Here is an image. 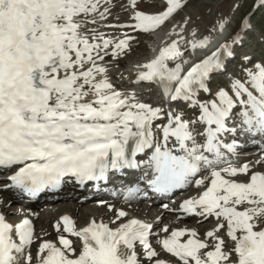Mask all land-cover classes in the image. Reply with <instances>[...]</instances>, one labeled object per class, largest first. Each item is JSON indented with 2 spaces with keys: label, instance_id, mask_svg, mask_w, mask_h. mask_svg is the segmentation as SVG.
Masks as SVG:
<instances>
[{
  "label": "snow or ice",
  "instance_id": "6c2138e0",
  "mask_svg": "<svg viewBox=\"0 0 264 264\" xmlns=\"http://www.w3.org/2000/svg\"><path fill=\"white\" fill-rule=\"evenodd\" d=\"M112 3L0 0V173H14L7 188L36 197L69 178L85 184L139 172L159 194L203 188L180 211L216 223L204 238L186 228L160 238L138 219L116 228L93 220L78 229L75 220L63 217L56 231L77 238L80 251L60 235L59 247H39L40 264H164L154 236L175 264H264V172L234 166L228 158L241 135L264 137V65L249 70L243 81L233 79L231 94L220 89L213 98L208 81L223 69L231 46L193 63L185 53L206 49L211 40L193 39L184 48L183 31L174 32L184 38L144 64L136 81L159 88L170 102L168 108L154 105L118 89L103 63L129 47L128 39L114 40L97 27L110 19ZM137 3L131 0V7ZM165 3L159 14L135 11L134 24L107 27L156 31L185 6L184 0ZM201 93L209 98L201 100ZM182 104L195 114L186 116ZM140 191L131 188L125 199ZM127 216L118 211L113 223ZM225 236L233 245L227 250ZM33 243L31 220L13 226L0 211V264H32Z\"/></svg>",
  "mask_w": 264,
  "mask_h": 264
},
{
  "label": "bare ground",
  "instance_id": "6f19581e",
  "mask_svg": "<svg viewBox=\"0 0 264 264\" xmlns=\"http://www.w3.org/2000/svg\"><path fill=\"white\" fill-rule=\"evenodd\" d=\"M129 3H131V0H113L112 5L110 6L111 7L110 19L107 21H103L100 25L97 26L99 31L114 40L128 39L127 34H133L135 33V31L137 32L138 30H135L132 27H112V28L107 27L108 24H113V25H132L134 24V21L132 20V15H131L133 11L131 12L129 9ZM193 21L194 20L183 21V22L175 24L167 31L163 30V32L161 31V32L155 33L154 39H151L152 44L148 48L150 52L148 55L144 54L143 57L142 56L132 57L129 59L130 61H128L127 63L124 60V57L125 58L127 57L126 53L124 52L121 53V57L119 59H113L111 56L107 57L103 63L109 69V76L113 84L116 85V81H120V80L128 81L129 83L133 84L134 90H137L138 87L140 90H142L138 93L142 99H147V98L149 99L152 86L150 87V86L143 85L141 83L140 84L136 83L139 73L144 71L142 66L146 63H150L151 61L155 60L159 56L163 48L169 46L171 43H173L177 39H183L184 37L187 38V42L182 46L184 48H188L193 39H196V40L203 39L201 34L202 33L208 34L207 31L204 29H201L198 33L196 32L197 33L196 37L192 36V32L194 31L192 27H194L193 25H197L196 23L193 24ZM169 23H170L169 20L166 21V24H169ZM161 28L163 29V25L159 29ZM122 29H125L127 31L122 30ZM181 31H183L184 37H181L179 35H173L174 32L179 33ZM215 36L216 34H214V38L212 37L209 38L211 40V44L209 45L208 48L198 49L196 52L187 51L185 53L186 57L193 63H198L202 59L206 58L207 56H210L214 50L217 51L222 43H219V44L213 43L215 42L213 41V39H215ZM157 91L158 93H160V96H157L156 94L154 95H156V97L159 100L160 99L164 100L165 98L163 97L161 91L160 90H157ZM153 99L154 98L152 97L150 101L152 102ZM253 160H255L254 157H251L247 159L246 162L253 163ZM4 194L6 197L10 199V201L18 200V198H16L10 191L4 192ZM63 201L70 202L71 200L69 197H66ZM73 201H74V204L72 205H69V204H63V205L56 204L55 205L52 203H46L48 207L46 208L47 211L45 215H43V217L40 218V222L38 223L40 227H45L48 224L49 219H51L53 216L55 215L58 216L64 213H72L75 217L79 218L81 216L80 218L81 221L82 220L89 221L90 219L88 218L92 216V213H90L92 211L91 208L85 205L82 206L79 203V200L73 199ZM41 206H42V203L38 202L34 208H40ZM79 208H81L80 212L78 211ZM93 209L96 212V214L97 213L99 215L103 214L101 213V210L99 207L93 206ZM105 209H108V207H106ZM5 210L7 211L9 217L12 213L17 212V209H12L8 207H5ZM152 215L153 213L149 214L148 217L152 218ZM156 216H158V214H156ZM160 220L162 222H165V224H168L171 218H170V215H168L167 213H163ZM183 223L188 224L189 227H195L199 232H202L205 228H208L210 226L209 224L210 222L208 221H205L204 223H200L199 220H193V219L189 221H185ZM173 225L176 226L179 224H173Z\"/></svg>",
  "mask_w": 264,
  "mask_h": 264
},
{
  "label": "rangeland",
  "instance_id": "374dc122",
  "mask_svg": "<svg viewBox=\"0 0 264 264\" xmlns=\"http://www.w3.org/2000/svg\"><path fill=\"white\" fill-rule=\"evenodd\" d=\"M256 1L257 0H184L185 6L178 12H176L170 18L171 20H168L170 21L169 24L171 25L172 23L177 24L183 21L194 20L193 24L196 23L198 25H193L194 27H192V29L194 31H200L201 29H204L208 34H210L216 33L219 30H224L223 28L226 29V32H229L232 29L234 31L236 29L242 30V20L245 16H248L250 18L249 25L252 27L250 32L242 42L247 43L244 47H237L235 49V51H238L236 53V56L231 61V64L236 68V75L245 76L242 70H240L242 66L246 73L251 70V68H254L252 66L247 69V64L252 63V61L249 59L250 51L252 50L253 53L256 47L260 51H264V4L256 9L254 7ZM129 9L131 12L141 11L146 14H159L166 10V3L165 0H142L140 3H137L135 9H133L131 7V3H129ZM132 13L131 15L133 16L134 13ZM169 24L163 26L164 28L162 30L168 29ZM139 33H141V37L138 40L129 41L128 51L124 52L127 56L126 58L124 57L126 63L130 61V58L141 56L143 57L144 54H147L148 52V47L152 42L149 36L150 33L143 34L140 31ZM257 54L258 53L256 52L255 55L257 56ZM259 61L264 65V59ZM237 62H239L240 65H237ZM211 86L214 92L217 93L219 91V86H221V83L217 82V84H213ZM101 213V215H104V213L106 212L101 211ZM93 214H95L96 216H101L98 213L96 214L95 211H93ZM80 218L81 216L79 217V219ZM41 228H45V230L49 231L50 222L45 227ZM224 238L227 239L226 236ZM231 247H233V245Z\"/></svg>",
  "mask_w": 264,
  "mask_h": 264
}]
</instances>
